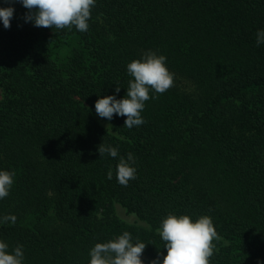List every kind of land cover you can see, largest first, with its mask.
Instances as JSON below:
<instances>
[{"label": "trees", "instance_id": "16d2710c", "mask_svg": "<svg viewBox=\"0 0 264 264\" xmlns=\"http://www.w3.org/2000/svg\"><path fill=\"white\" fill-rule=\"evenodd\" d=\"M13 6L10 27L0 22V168L16 173L0 199V217H16L0 223L9 250L23 245L24 264H88L96 242L129 231L148 264L166 254L157 229L173 212L212 217L211 264L264 261V0H97L86 32L36 27ZM149 49L167 57L173 85L150 92L144 124L114 115L105 128L95 101L117 85L124 96L127 63ZM100 144L134 154L127 186ZM114 202L146 225L120 219Z\"/></svg>", "mask_w": 264, "mask_h": 264}, {"label": "clouds", "instance_id": "9594fccd", "mask_svg": "<svg viewBox=\"0 0 264 264\" xmlns=\"http://www.w3.org/2000/svg\"><path fill=\"white\" fill-rule=\"evenodd\" d=\"M7 6H0V22L4 28L10 27V20L14 15L16 0H6ZM27 11L24 21L31 22L36 27L56 29L75 26L79 32L89 29L91 9L97 0H18ZM257 46L264 45V28L256 31ZM167 57L154 50H147L140 58L133 59L126 65L127 73L133 79L129 80L126 94L117 98L120 86L114 92L100 96L94 104L96 114L111 121L113 116L126 117L124 125L127 128L140 126L145 123L142 111L150 92L164 93L174 82L175 74L167 67ZM101 145V144H100ZM100 157L105 154L112 158L119 156L116 165L117 182L127 186L129 180L136 178L135 156L128 152L127 156L119 155L118 147L101 145L98 147ZM99 157V158H100ZM15 170L0 168V199L9 195L14 184ZM113 173H107L111 180ZM14 215L0 217V223L15 222ZM157 232L162 241L166 254L158 253L148 264H211V257L218 251L215 241L219 236L212 217L201 214L193 217L190 214H176L169 212L164 216ZM146 242L134 238L129 231H124L105 242H96L89 249L88 264H145L141 258ZM0 239V264H24L23 245L11 248ZM264 264V261H258Z\"/></svg>", "mask_w": 264, "mask_h": 264}, {"label": "rangeland", "instance_id": "374dc122", "mask_svg": "<svg viewBox=\"0 0 264 264\" xmlns=\"http://www.w3.org/2000/svg\"><path fill=\"white\" fill-rule=\"evenodd\" d=\"M1 95V92H0ZM97 118L100 120V122L103 124L105 128L111 129L112 124L109 120L106 118H101L96 114ZM115 207V213L120 219L123 221L130 223V224H140V225H146V222L141 219L135 212H132L128 210L125 206L118 202H114Z\"/></svg>", "mask_w": 264, "mask_h": 264}]
</instances>
